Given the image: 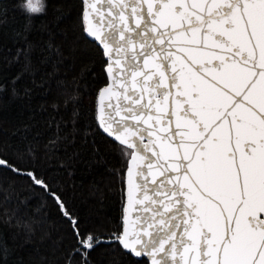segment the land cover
Listing matches in <instances>:
<instances>
[{
    "label": "snow or ice",
    "instance_id": "1",
    "mask_svg": "<svg viewBox=\"0 0 264 264\" xmlns=\"http://www.w3.org/2000/svg\"><path fill=\"white\" fill-rule=\"evenodd\" d=\"M17 6L27 31L49 0ZM73 33L100 56L96 129L121 158L118 226L90 227L45 172L0 144V175L26 178L67 221L66 264H93L101 244L137 264H264V0H80ZM30 49L17 53L24 71Z\"/></svg>",
    "mask_w": 264,
    "mask_h": 264
},
{
    "label": "trees",
    "instance_id": "2",
    "mask_svg": "<svg viewBox=\"0 0 264 264\" xmlns=\"http://www.w3.org/2000/svg\"><path fill=\"white\" fill-rule=\"evenodd\" d=\"M3 3L7 13L0 15V83L7 88L0 92V144L8 146L9 155L23 157L22 165L35 164L45 172L90 227L114 230L121 215L122 184L115 174L121 158L96 129L95 83L101 62L92 43L75 40L80 0H49L48 14L33 17L27 31L29 18L18 0ZM29 45L30 64L24 71V54L17 59V53ZM21 72L14 95L11 81ZM74 110L78 115L73 116ZM73 128L74 137L65 139ZM5 210L13 217L10 223ZM73 243L67 221L42 189L13 173L0 175V245L7 248L0 264H66ZM91 260L137 264L119 245L110 244L97 247Z\"/></svg>",
    "mask_w": 264,
    "mask_h": 264
}]
</instances>
